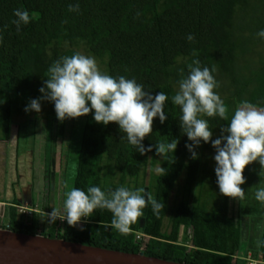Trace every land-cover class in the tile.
Instances as JSON below:
<instances>
[{
	"label": "trees",
	"instance_id": "16d2710c",
	"mask_svg": "<svg viewBox=\"0 0 264 264\" xmlns=\"http://www.w3.org/2000/svg\"><path fill=\"white\" fill-rule=\"evenodd\" d=\"M70 4H79V11L70 12ZM16 9L27 10L31 17L19 30L13 23ZM247 21L255 26L248 27ZM262 27L264 0H0V126L5 132L12 124L11 115H27L25 105L41 95L38 89L47 79L49 67L76 52L96 57L101 70L109 75L135 78L144 90L153 95L163 91L169 97L165 105L168 119L161 124L154 118L153 131L143 141L152 151L144 155L127 142L117 124H97L91 113L79 117L85 119V125L74 187L87 191L99 186L106 192L120 186L144 188L145 194L164 204L158 214L148 205L130 232L121 234L111 226L112 213L106 209H96L81 231L59 220L41 218L38 222L34 219L40 214L37 212L18 218L17 207H13L10 221L2 226L187 264H247L240 258L246 253L241 251L243 227L230 212L229 197L218 202L202 196L205 181L201 172L208 174L202 163L213 148L202 143L196 149L198 159H192L185 147L191 141L180 128V109L171 97L180 69L187 74L186 63L196 58L202 67L215 65L216 91L229 110V119L245 101L264 108L262 51H256L261 55L254 58L257 62L247 61L264 41L255 36ZM189 34L195 37L191 42ZM42 104L48 105L52 120L48 132V145L52 146V139L64 138L70 119L58 121L53 104ZM202 118L208 120L213 139L229 123L219 117ZM172 141L178 142L177 149L161 154L162 170L145 183V169L158 162L155 145ZM184 173L182 196L177 200V193L171 204ZM196 186L201 187L199 193ZM168 214L170 226L166 229ZM256 246L249 249L264 264V247Z\"/></svg>",
	"mask_w": 264,
	"mask_h": 264
},
{
	"label": "clouds",
	"instance_id": "9594fccd",
	"mask_svg": "<svg viewBox=\"0 0 264 264\" xmlns=\"http://www.w3.org/2000/svg\"><path fill=\"white\" fill-rule=\"evenodd\" d=\"M68 10L79 11V4H70ZM14 16L16 19L13 23L17 30L31 22L27 10L16 9ZM256 35L264 39V29H260ZM187 39L191 42L195 37L189 34ZM192 56L196 57L195 50ZM186 66L187 74L180 69L181 77L176 81V91L171 97L172 103L180 109V128L191 141L185 147L192 159H198L196 149L202 143H210L215 150L214 172L219 192L223 196L243 200L245 191L240 186L245 183V167L258 161L261 172H264V108L245 101L232 112L229 119V110L216 91L215 65L211 69L202 67L199 59L193 58ZM48 73L38 89L41 95L25 105V113H41L43 102L53 104L60 122L91 113L97 124H117L119 130L126 134L127 142L140 155L152 151V146L146 148L143 141L153 131L154 118H158L161 124L168 119L165 105L169 97L165 92L153 95L144 90L135 78L109 75L101 70L96 57L80 52L60 57L49 67ZM205 116L229 121L227 126L220 128L218 138H212L213 130L208 120L202 118ZM177 145L176 141L155 145L156 153L175 152ZM77 169L78 164L73 162L69 169L70 180L76 177ZM65 188L61 209L53 208L48 212V220L66 222L81 231L96 209L111 212V226L121 234H128L131 225L143 217L148 205L154 214L164 207L153 196L145 194L144 188L120 186L106 192L99 186H90L85 191L71 183H66ZM255 199L264 204V187L256 190ZM258 227L264 233V223ZM260 245H264V239H257V246ZM247 251L253 253L250 249Z\"/></svg>",
	"mask_w": 264,
	"mask_h": 264
},
{
	"label": "crops",
	"instance_id": "0c3cea01",
	"mask_svg": "<svg viewBox=\"0 0 264 264\" xmlns=\"http://www.w3.org/2000/svg\"><path fill=\"white\" fill-rule=\"evenodd\" d=\"M48 125L49 127L41 126L38 133L31 131V134H28L26 129L21 133V127L17 124L10 126L9 132H5L0 126V224H4L5 220L7 223L10 221L13 207H17L18 218L26 215L20 211L26 208L44 214L46 219L48 212L52 210L50 202H54L55 195H64L63 179L56 188L54 179L57 169L64 171L66 168L67 157L64 149H67L71 141L69 136H64L59 141L53 139V152L50 153H53V158L48 157L50 123ZM84 125L83 121V129ZM68 130L69 126L67 132ZM56 154L59 155V160ZM26 163L29 164V174L26 172ZM52 165L54 174L51 172ZM49 182L54 185L53 189Z\"/></svg>",
	"mask_w": 264,
	"mask_h": 264
},
{
	"label": "rangeland",
	"instance_id": "374dc122",
	"mask_svg": "<svg viewBox=\"0 0 264 264\" xmlns=\"http://www.w3.org/2000/svg\"><path fill=\"white\" fill-rule=\"evenodd\" d=\"M247 26L252 28L255 26L254 23H251L247 21ZM264 29V27H262ZM259 31V29H256ZM255 30V31H256ZM257 32L255 33V36ZM258 38V37H257ZM259 44V43H258ZM254 44H250V47H253ZM257 48H255L247 57V61H256L259 59L260 54L257 55L256 51H259V53L262 51L261 54L264 56V41L262 40L260 42V45H256ZM256 60H255V59ZM257 62V61H256ZM99 67L101 68V64L99 62ZM261 108V107H258ZM48 105L42 104V111L41 113L37 114L35 112L27 113V115H17L12 114V124L11 126H14L15 124L19 125L21 127V133L25 130L28 132V134H31V131H36L38 133L39 128L41 127V120L43 121V125H46V127H49V123L52 122L51 118H48ZM26 117H28L26 119ZM46 120V121H45ZM82 121V122H81ZM83 121L85 122V119L83 118H76V119H70L69 122V130L65 137L69 136V140L71 143L69 146H67V149H64V153H66L67 157V163L65 170L61 171L60 169L56 170L55 173V188L56 186L59 187L60 181L63 179V186H64V192L66 191L65 184L71 183L74 186V180H70L69 178V169L71 167V164L73 162H76L78 164V149L79 144L81 142L82 134H83ZM21 122V123H20ZM48 123V124H46ZM72 127V128H71ZM52 128V127H51ZM71 130V133H69ZM60 139H58L59 141ZM53 141V139H52ZM59 143V142H58ZM48 145V144H47ZM61 146V145H60ZM51 145L49 143L48 148V157L53 158V153L50 155L51 152ZM46 151V152H47ZM215 154V150H209L207 151V159H203V165L207 168L208 174H205L204 171L201 172V178L203 181H205V189L203 191V195L205 198L208 199H215L216 201L220 202L223 200L225 196H223L219 192V188L216 184V176L214 172V165L215 161L213 160V156ZM57 155V159L59 160V155ZM27 158V157H26ZM160 159H162L161 155H158V162L151 165L149 164L147 168L145 169V172L142 175V179H144L145 183H148L151 179V175L153 173H159L161 170V163ZM57 160V161H58ZM28 163H26V172L29 174V167ZM53 165L51 167V172L54 174ZM245 177V183L241 185L240 187L245 191V198L243 200H236L234 198L229 197L230 202V212L231 214L240 221L242 224L243 229V240L241 243V251L247 252V250L250 248L251 245L255 244L257 245V239H264V233H262L259 229V225L261 223H264V204H261L259 201L255 199V192L258 188L264 187V172H261V167L257 162H253L250 165H247L245 167L244 173ZM53 177V176H52ZM141 179V180H142ZM185 182V173L182 175L179 179V182L175 188V191L173 192L172 198H171V204L174 201V198L176 197L178 193V197H176L177 200H179L182 196V188L184 187ZM50 183V182H49ZM51 184V183H50ZM52 189L54 188V185L51 184ZM196 193H199V189L201 187L196 186ZM63 197L59 196V193H57L54 197V202H50L51 209H61V205L63 204V200L65 199L64 195ZM62 198V201H60L59 198ZM212 197V198H211ZM37 198V196H35ZM52 198V197H51ZM176 200V201H177ZM44 204V203H42ZM46 204V202H45ZM47 208V206L45 207ZM170 214L165 219V228L169 229L170 226V220H169ZM43 219V215L41 214H35L34 219L39 222V219ZM45 222H48V218L44 219ZM5 224H7V221H4ZM47 227V225H45ZM44 227V228H46ZM43 228V227H42ZM264 245H260L258 247L259 249H263Z\"/></svg>",
	"mask_w": 264,
	"mask_h": 264
},
{
	"label": "water",
	"instance_id": "95a60500",
	"mask_svg": "<svg viewBox=\"0 0 264 264\" xmlns=\"http://www.w3.org/2000/svg\"><path fill=\"white\" fill-rule=\"evenodd\" d=\"M0 264H187L85 245L41 233L15 232L0 224Z\"/></svg>",
	"mask_w": 264,
	"mask_h": 264
},
{
	"label": "built area",
	"instance_id": "2783aa9c",
	"mask_svg": "<svg viewBox=\"0 0 264 264\" xmlns=\"http://www.w3.org/2000/svg\"><path fill=\"white\" fill-rule=\"evenodd\" d=\"M21 213H24L26 215H31L33 213V210L31 209H21L20 210ZM138 237L140 238L141 235H138ZM241 259H244L247 264H260V261L256 258H254L253 256V253L251 251H247L246 253H241V256H240Z\"/></svg>",
	"mask_w": 264,
	"mask_h": 264
}]
</instances>
